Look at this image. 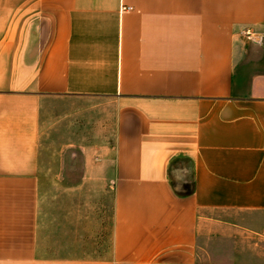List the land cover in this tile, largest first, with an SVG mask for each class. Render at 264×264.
Listing matches in <instances>:
<instances>
[{
    "label": "crops",
    "instance_id": "0c3cea01",
    "mask_svg": "<svg viewBox=\"0 0 264 264\" xmlns=\"http://www.w3.org/2000/svg\"><path fill=\"white\" fill-rule=\"evenodd\" d=\"M0 264H264V0H0Z\"/></svg>",
    "mask_w": 264,
    "mask_h": 264
},
{
    "label": "rangeland",
    "instance_id": "374dc122",
    "mask_svg": "<svg viewBox=\"0 0 264 264\" xmlns=\"http://www.w3.org/2000/svg\"><path fill=\"white\" fill-rule=\"evenodd\" d=\"M45 130V128H43ZM41 169V193L43 199L46 202L52 203L54 198L61 193V189H57V184L61 182V179H51L52 175L60 174L62 169L61 152H54L47 150L45 140L43 141V147L41 151L40 159ZM70 169H77V164L72 161H66L67 172Z\"/></svg>",
    "mask_w": 264,
    "mask_h": 264
},
{
    "label": "built area",
    "instance_id": "2783aa9c",
    "mask_svg": "<svg viewBox=\"0 0 264 264\" xmlns=\"http://www.w3.org/2000/svg\"><path fill=\"white\" fill-rule=\"evenodd\" d=\"M121 10L122 11H132L133 8L132 7L123 6ZM241 34L247 40H258L257 34L253 30H251V29L243 30Z\"/></svg>",
    "mask_w": 264,
    "mask_h": 264
}]
</instances>
